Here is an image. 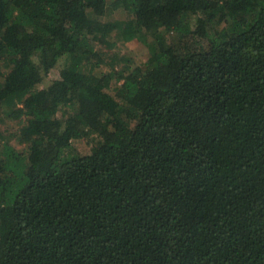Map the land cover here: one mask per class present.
Instances as JSON below:
<instances>
[{"label": "trees", "instance_id": "1", "mask_svg": "<svg viewBox=\"0 0 264 264\" xmlns=\"http://www.w3.org/2000/svg\"><path fill=\"white\" fill-rule=\"evenodd\" d=\"M0 264H264V0H0Z\"/></svg>", "mask_w": 264, "mask_h": 264}, {"label": "rangeland", "instance_id": "2", "mask_svg": "<svg viewBox=\"0 0 264 264\" xmlns=\"http://www.w3.org/2000/svg\"><path fill=\"white\" fill-rule=\"evenodd\" d=\"M114 15L118 18H126L127 14L126 12L119 10V11H115ZM109 36H110L109 37L110 40L114 41L117 44L118 53L120 54V56L133 58L132 59L133 65L139 64L147 58L148 52L145 49V47L144 46L142 47V44L139 43L138 40L130 37V35L126 34L125 31H122L121 28L114 30L113 32L110 33ZM61 65H62L61 62L57 63L56 66L50 70V72L48 73V76H46L44 80L42 81V84H41L42 86H46L53 79L58 78L59 69ZM116 65H117L116 68L123 66L124 65L123 60L119 58L118 63H116ZM6 127H9L10 129L8 131L12 133H14L15 128H16L13 121L8 122L6 124ZM12 142L13 143L15 142L17 144L16 146H19V144L14 139H12Z\"/></svg>", "mask_w": 264, "mask_h": 264}]
</instances>
